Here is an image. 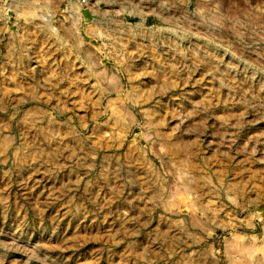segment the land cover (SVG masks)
<instances>
[{
    "label": "rangeland",
    "instance_id": "rangeland-1",
    "mask_svg": "<svg viewBox=\"0 0 264 264\" xmlns=\"http://www.w3.org/2000/svg\"><path fill=\"white\" fill-rule=\"evenodd\" d=\"M0 264H264V0H0Z\"/></svg>",
    "mask_w": 264,
    "mask_h": 264
},
{
    "label": "bare ground",
    "instance_id": "bare-ground-1",
    "mask_svg": "<svg viewBox=\"0 0 264 264\" xmlns=\"http://www.w3.org/2000/svg\"><path fill=\"white\" fill-rule=\"evenodd\" d=\"M77 12H78V11H77ZM77 12H76V15H78Z\"/></svg>",
    "mask_w": 264,
    "mask_h": 264
}]
</instances>
